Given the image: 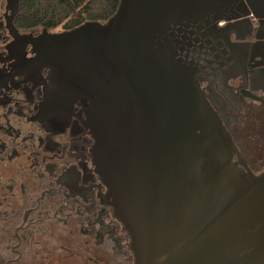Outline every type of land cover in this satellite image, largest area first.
Listing matches in <instances>:
<instances>
[{"label": "water", "instance_id": "obj_1", "mask_svg": "<svg viewBox=\"0 0 264 264\" xmlns=\"http://www.w3.org/2000/svg\"><path fill=\"white\" fill-rule=\"evenodd\" d=\"M242 1L120 0L105 21L29 40L53 106L87 116L133 264H264V172L247 166L186 53Z\"/></svg>", "mask_w": 264, "mask_h": 264}, {"label": "flooded vegetation", "instance_id": "obj_2", "mask_svg": "<svg viewBox=\"0 0 264 264\" xmlns=\"http://www.w3.org/2000/svg\"><path fill=\"white\" fill-rule=\"evenodd\" d=\"M186 52L247 166L264 172V3L243 0ZM0 0V264H133L106 204L85 112L56 108L34 64L44 30Z\"/></svg>", "mask_w": 264, "mask_h": 264}, {"label": "trees", "instance_id": "obj_3", "mask_svg": "<svg viewBox=\"0 0 264 264\" xmlns=\"http://www.w3.org/2000/svg\"><path fill=\"white\" fill-rule=\"evenodd\" d=\"M120 0H21L18 23L22 27L71 29L86 20H107Z\"/></svg>", "mask_w": 264, "mask_h": 264}]
</instances>
